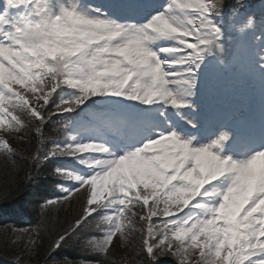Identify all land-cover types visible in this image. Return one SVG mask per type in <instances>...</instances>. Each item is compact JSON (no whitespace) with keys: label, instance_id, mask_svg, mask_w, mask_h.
Wrapping results in <instances>:
<instances>
[{"label":"snow or ice","instance_id":"obj_1","mask_svg":"<svg viewBox=\"0 0 264 264\" xmlns=\"http://www.w3.org/2000/svg\"><path fill=\"white\" fill-rule=\"evenodd\" d=\"M248 33L264 95V0H3L0 154L29 181L54 166L42 224L83 201L60 231L20 229L24 247L44 264H264V103L242 123L200 104Z\"/></svg>","mask_w":264,"mask_h":264},{"label":"rangeland","instance_id":"obj_2","mask_svg":"<svg viewBox=\"0 0 264 264\" xmlns=\"http://www.w3.org/2000/svg\"><path fill=\"white\" fill-rule=\"evenodd\" d=\"M3 4V0H0V5ZM256 4H261V0H258ZM242 23L241 21L238 22ZM252 40V37L248 34L242 40V49L241 51L235 52L232 59L226 66H217L212 65V72L210 75L206 76L205 82L202 87V97L206 102V105L209 106L213 103L214 98L219 95H226L229 91L241 92L242 90L236 88H230L229 82L224 78L225 75L232 76L236 80L245 81L247 76L249 78L257 76L259 74L253 57V51L247 46L249 40ZM237 54H242L241 56H236ZM236 56V57H234ZM247 61V66L242 65L244 61ZM245 69V72H243ZM255 75V76H254ZM253 79V78H252ZM210 82V84H209ZM243 87L245 86L242 82ZM202 108V107H201ZM202 112V111H201ZM5 169V172L8 173L13 167L10 164L5 162V158L0 154V170ZM7 175H0L4 180ZM53 187L51 193L56 199L60 194V189L57 187L55 178L53 177V182H51ZM82 199L76 198L71 206L68 203H65L62 207H58L53 210V214L50 217L52 225L51 229L60 231L63 228L67 227L68 224L74 219V217L81 211ZM10 218V216H9ZM3 220L0 216V221ZM37 227H31V230L37 229ZM43 232V228L41 227ZM34 232H22L16 229H13L10 225H0V262H12L14 263L15 257L19 256L22 260V264H44L45 261V245L40 244L37 248L32 249L31 251L24 247V242L34 239ZM114 257L118 260H122L125 257L130 258V250L126 248H117L114 253Z\"/></svg>","mask_w":264,"mask_h":264},{"label":"trees","instance_id":"obj_3","mask_svg":"<svg viewBox=\"0 0 264 264\" xmlns=\"http://www.w3.org/2000/svg\"><path fill=\"white\" fill-rule=\"evenodd\" d=\"M50 168H46L44 171H33L31 174L35 179L31 181L28 179L29 170L24 167L22 162L8 173H3L5 169L0 170V175H7L4 180L0 177V216L8 218L10 216L9 222L15 226H39L43 228V231L50 228L51 218L42 224L40 215V205L46 199L52 198L49 191L52 189L51 182H53ZM61 255L60 258L67 256L69 259H79L71 249L63 250ZM132 256L133 253L130 251L128 259L131 260ZM114 259L120 261L116 257ZM0 264L14 263L0 262Z\"/></svg>","mask_w":264,"mask_h":264},{"label":"bare ground","instance_id":"obj_4","mask_svg":"<svg viewBox=\"0 0 264 264\" xmlns=\"http://www.w3.org/2000/svg\"><path fill=\"white\" fill-rule=\"evenodd\" d=\"M258 77L260 78V75L258 74ZM260 81H261V78H260Z\"/></svg>","mask_w":264,"mask_h":264}]
</instances>
